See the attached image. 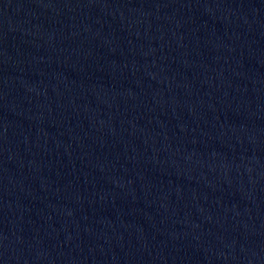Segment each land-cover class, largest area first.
Segmentation results:
<instances>
[{"label": "water", "instance_id": "95a60500", "mask_svg": "<svg viewBox=\"0 0 264 264\" xmlns=\"http://www.w3.org/2000/svg\"><path fill=\"white\" fill-rule=\"evenodd\" d=\"M0 264H264V0H0Z\"/></svg>", "mask_w": 264, "mask_h": 264}]
</instances>
